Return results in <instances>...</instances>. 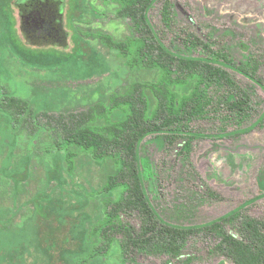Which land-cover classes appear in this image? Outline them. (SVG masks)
<instances>
[{"label": "rangeland", "instance_id": "1", "mask_svg": "<svg viewBox=\"0 0 264 264\" xmlns=\"http://www.w3.org/2000/svg\"><path fill=\"white\" fill-rule=\"evenodd\" d=\"M172 2L175 19L171 31L161 32L163 0H157L148 12L150 22L172 51L198 55L185 41V31H192L204 40L210 38L216 49L264 81V0ZM120 8L117 0H0V9L11 18L23 46L34 52L71 56L67 64H53L51 58L33 65L20 62L8 50L12 57L0 66V86L25 98L29 107L40 113L92 108L98 110L99 117L104 119L107 114L110 118L107 108L114 93L124 91L133 81L155 82L161 76L157 68L146 66L144 55L131 62V56L112 49L103 38L140 39ZM233 75L250 93L257 110L254 119L264 109V91L239 74ZM202 88L217 99V87ZM202 97L205 99L204 93ZM207 109L206 115L190 121V130L223 132L250 122H232L220 106L208 113ZM42 117L38 119V138H33L30 126L16 131L11 167L21 169L20 159L32 146L35 153L27 175H22L15 187L0 173V264H119L118 256L109 252L102 261L95 258V229L111 199L104 185L116 169L115 160L95 159L88 151L71 146L75 156L67 162L55 147L62 139L60 133ZM205 134L190 137L188 147L183 135L169 137L164 144L158 139L163 135H150L141 142L147 193L166 222L182 226L205 223L262 191L257 177L264 178V119L248 131L213 137ZM6 152L4 146L0 165ZM206 187L219 197L204 195ZM241 212L264 218V197ZM123 218L139 224L136 216ZM235 227V222H228L225 229L238 234ZM125 264L233 263L214 250L208 235L199 233L187 238L179 256L134 253Z\"/></svg>", "mask_w": 264, "mask_h": 264}, {"label": "trees", "instance_id": "2", "mask_svg": "<svg viewBox=\"0 0 264 264\" xmlns=\"http://www.w3.org/2000/svg\"><path fill=\"white\" fill-rule=\"evenodd\" d=\"M117 1L121 6L119 12L132 21L140 39L115 41L109 36L103 38L112 49L131 56V62H137L141 54L144 55L146 66L157 68L161 76L155 82L133 81L124 91L114 93L107 108L110 118L104 114V119L99 117L98 110L96 112L92 108L65 114L40 113L29 107L25 98L0 86V152L7 146L0 173L9 177L15 187L21 176L27 175L31 155L35 153L32 146L28 147L20 159L22 168L11 167L17 132L30 126L33 138H38V119L43 116L50 128H57L56 133H60L62 139L55 147L67 162L71 163L75 156L71 146H76L88 151L95 159L110 157L117 164L104 185L111 199L106 201L104 218L95 229L98 238L95 258L102 261L109 252L118 256L119 264H125L134 253L179 256L187 238L200 233L208 235L214 242V250L233 264H264V218L241 212L264 197V178L257 177V184L262 190L260 193L223 215L201 224L176 225L166 222L150 201L140 156L141 142L150 135H163L158 138L161 144L175 135L187 136L184 146L188 147L190 137L205 134L190 130V121L206 115L208 107L207 113L210 109L223 107L227 117L237 124L250 122L230 131L206 133L205 136L251 130L264 119V109L253 119L257 110L250 93L238 83L233 73L263 91L264 81L238 66L219 47L216 49V44H211L210 38L204 40L192 31H185V41L192 44L199 54L184 55L172 51L149 19L148 12L157 0ZM174 14L172 0H163L161 32L172 30ZM0 28V66H3V62L7 65V58L12 57L8 50L24 64L41 65L51 58L53 64H67L71 61V56L34 52L23 46L15 36L11 18L1 9ZM250 57L247 56L248 61ZM208 86L220 90L217 99L207 94L209 89L202 92V87L207 89ZM181 89H188V92ZM56 136L59 138V134ZM203 194L210 198L219 197L209 187L205 188ZM124 216H136L139 224H132ZM228 222H235L238 234H231L225 229Z\"/></svg>", "mask_w": 264, "mask_h": 264}]
</instances>
